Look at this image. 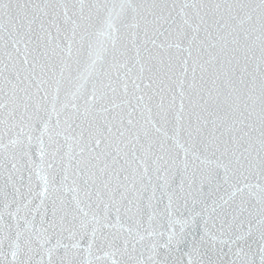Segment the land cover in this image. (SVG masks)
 I'll use <instances>...</instances> for the list:
<instances>
[{
  "label": "snow or ice",
  "instance_id": "6c2138e0",
  "mask_svg": "<svg viewBox=\"0 0 264 264\" xmlns=\"http://www.w3.org/2000/svg\"><path fill=\"white\" fill-rule=\"evenodd\" d=\"M0 264H264V0H0Z\"/></svg>",
  "mask_w": 264,
  "mask_h": 264
}]
</instances>
